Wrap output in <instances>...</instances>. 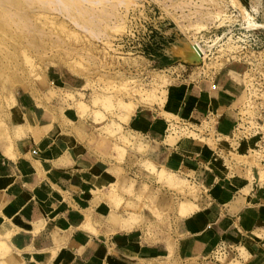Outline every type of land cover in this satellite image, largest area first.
<instances>
[{
    "label": "crops",
    "instance_id": "obj_1",
    "mask_svg": "<svg viewBox=\"0 0 264 264\" xmlns=\"http://www.w3.org/2000/svg\"><path fill=\"white\" fill-rule=\"evenodd\" d=\"M226 55L159 101L118 103L123 121L17 94L0 138V264H264V179L240 160L262 139L236 135L251 66Z\"/></svg>",
    "mask_w": 264,
    "mask_h": 264
},
{
    "label": "rangeland",
    "instance_id": "obj_2",
    "mask_svg": "<svg viewBox=\"0 0 264 264\" xmlns=\"http://www.w3.org/2000/svg\"><path fill=\"white\" fill-rule=\"evenodd\" d=\"M64 1L0 0V138L6 133L7 110L22 91L63 105L81 100L95 116L92 109L102 110L104 122L114 117L123 121L122 107H133L124 101H159L189 68L205 72L226 53H240L251 68L245 79L247 102L239 109L243 129L236 135L257 132L263 146L264 6L253 4L255 10H250L241 0H66L65 7ZM140 5L147 11L150 39L130 17ZM129 29L138 31L139 39L130 37ZM192 42L205 51L202 69V61L184 62L173 55L188 50ZM169 56L182 66L164 68ZM256 149L240 160L255 165L264 179V161H255L261 157ZM187 197L181 193L174 199L181 201L180 211L185 204L192 207L184 201ZM153 214L161 221L165 213L154 209ZM7 252L0 240V254Z\"/></svg>",
    "mask_w": 264,
    "mask_h": 264
},
{
    "label": "built area",
    "instance_id": "obj_3",
    "mask_svg": "<svg viewBox=\"0 0 264 264\" xmlns=\"http://www.w3.org/2000/svg\"><path fill=\"white\" fill-rule=\"evenodd\" d=\"M130 13H131L130 17L133 19H137V21L140 22V26H142L144 28V30L142 31V35L146 36L147 39H150V36H151L150 33H152V29L148 28L149 24H148V19L146 17L147 11L144 8V6L140 5L137 9H133ZM135 22H136V20H135ZM126 33L130 34V37H132V38L136 37V39H139V37H138L139 32L136 30L131 31V29H129ZM201 56H202V54H201ZM241 117H244V115L241 114L240 119H241ZM240 123H241V121H239V124ZM247 124H249V123L247 122ZM248 127H249L248 131H250V128H252V127H250V126H248ZM239 128L240 127L238 125L237 129H239ZM240 129H243V128H240ZM247 137H248L247 135H243L242 138H247ZM261 142H263V141L260 140L259 143L261 144ZM260 144H257V149L255 150V152H261V157H258V158L262 162L264 160V144L262 147L260 146Z\"/></svg>",
    "mask_w": 264,
    "mask_h": 264
},
{
    "label": "water",
    "instance_id": "obj_4",
    "mask_svg": "<svg viewBox=\"0 0 264 264\" xmlns=\"http://www.w3.org/2000/svg\"><path fill=\"white\" fill-rule=\"evenodd\" d=\"M196 45H190L189 44V49L188 50H185L184 52L182 53H179L178 56L181 57L180 60L182 61H187L189 63H201V55L200 53L198 52V50L196 49Z\"/></svg>",
    "mask_w": 264,
    "mask_h": 264
},
{
    "label": "bare ground",
    "instance_id": "obj_5",
    "mask_svg": "<svg viewBox=\"0 0 264 264\" xmlns=\"http://www.w3.org/2000/svg\"><path fill=\"white\" fill-rule=\"evenodd\" d=\"M64 2H66V0L64 1ZM76 3V2H75ZM80 3V2H79ZM73 4V3H72ZM77 4H78V2H77ZM66 5H68V3L66 2V4H65V7H66ZM79 5V4H78ZM71 6V5H70ZM69 6V7H70ZM71 9V8H70ZM69 9V10H70ZM75 10V9H74ZM69 13V12H68ZM86 14V13H85ZM87 25V24H86ZM192 45H196V49L198 50V52L200 53V55L202 54V56L200 57L201 59H203L204 58V56H205V51H204V49L197 43V42H192L191 43ZM181 206H183V205H181ZM185 206H186V204H185ZM183 208H184V206H183ZM188 209V208H187Z\"/></svg>",
    "mask_w": 264,
    "mask_h": 264
}]
</instances>
